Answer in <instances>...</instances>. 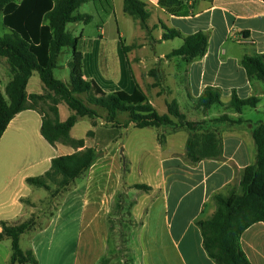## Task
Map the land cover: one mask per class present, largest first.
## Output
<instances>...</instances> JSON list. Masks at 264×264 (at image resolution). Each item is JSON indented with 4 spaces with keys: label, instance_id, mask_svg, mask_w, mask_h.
Masks as SVG:
<instances>
[{
    "label": "crops",
    "instance_id": "1",
    "mask_svg": "<svg viewBox=\"0 0 264 264\" xmlns=\"http://www.w3.org/2000/svg\"><path fill=\"white\" fill-rule=\"evenodd\" d=\"M142 1L148 4L151 12L148 20L150 33L144 30L138 21H135L134 25L140 31V36L135 35L129 42L119 30V41L115 42L114 47L117 53H120V49L124 53L125 60L120 59L121 66L116 64L117 61L115 62L112 53L114 48H110L102 41L103 39L100 40L94 36L84 40V34H81V39L89 42L88 46L80 49L84 53L85 77L96 81L107 93L116 91L133 93L136 84H139L146 93L148 101L160 115L167 114V105L176 100L188 121L208 122V125H212V129L218 132L223 142L222 159H205L197 166H189L183 160L186 154L188 132L184 129H170L167 143L163 146L158 142V136L165 129L155 128L156 150L160 157L159 177H157V183H144L152 188L148 193L145 192L151 200L139 199L133 206L132 218L135 223H139V229H133V233L135 231L137 233L131 237L129 235L130 241L135 243L129 248L112 247L109 244L112 238L111 232H113L112 229L110 230V219L108 218L111 212L105 207L110 204L111 199L102 198L94 203L92 201L93 178L91 175L97 171L96 160V163L84 175L76 179L69 188L68 196L63 200L64 208L59 209L50 217L44 212L39 213L36 216L38 224L35 229L22 236L21 248L24 251H33L38 264H50L53 260L54 241L50 235L56 232L55 225L63 214L67 212L75 214L78 202L76 198H72L75 196L80 197L83 208L81 219L85 220V224L88 220L87 226L91 227L94 220H101L100 217L102 218L104 214L107 216L102 223L98 224L85 244L80 243L78 248V243L74 242L72 264H101L104 260L112 264L111 262L118 261V257L113 258L112 256L128 253L131 254L136 264H216L203 247V237L196 222L214 213L215 206L211 197L218 192H223L256 159V146L252 131L255 125L264 122V114H261L259 118L255 117L251 114L253 112H247V108L239 113L230 108V103L234 93L241 99L255 96L260 99V103L256 108H250L251 111L264 113V110L260 108L264 100V81H251L242 65L246 56L264 55V0H213L212 2L200 0L195 4L194 13L188 17H177L170 14L160 5V0ZM184 1L190 4L193 2V0ZM113 2L115 3V0ZM120 8L124 13V0H120ZM93 16L92 22L97 17H104L105 22L108 23L112 16H117L116 5L114 4V12L107 17L102 10L97 12V17ZM106 23H103V26ZM162 23L168 28L180 31L183 37L198 32L208 33L206 55L192 62H187L182 57L168 59L167 56L181 48L184 41L181 38L163 41ZM103 26H100L101 35L105 34ZM145 32H147V40L143 39ZM137 37L143 39L138 46L134 44ZM123 45L131 47L127 54L123 50ZM165 45L169 47L168 51L160 52L161 47ZM2 61L5 62L4 65ZM145 63L150 64L144 67ZM156 63L158 65L164 63V67L169 72L175 69L176 76L180 71L183 72L186 85L182 89L184 92H180V96L175 90L174 98L162 102L160 93H155L154 99L148 95L147 85L151 88H160L158 84L160 82L157 80L159 69L152 68ZM159 67L164 75L165 68ZM152 71H155V74L152 75ZM145 74L148 75L146 78L149 80L146 82L147 85L142 80ZM33 77L27 87L28 94H43L45 87L41 79V82L37 80L35 88L30 90ZM11 80L9 65L5 59H2L0 61V88L4 94ZM209 87L221 90L222 104L210 110L197 108V99ZM64 104H59L62 122L71 115V113L62 111ZM164 109L165 112H159ZM223 116H228L234 121L242 120V122L236 124L212 122ZM81 119L83 118L79 121ZM77 124L71 131L75 139H78L74 135ZM131 126L134 125L130 124L129 128ZM41 128L42 116L37 111L26 110L10 122L0 141V224L1 222L23 223L36 215L37 211L42 209L41 204L48 202L46 201L48 196H45L43 192L50 191L45 188L31 187L27 180L45 175L51 169L53 159L77 152L72 147L61 143L51 145L43 137ZM85 142L87 148L97 149L89 145L87 136ZM101 171L103 174H108L107 169L102 168ZM122 181L121 178L120 182H117L119 184L116 183L115 191L120 190V186L123 187ZM157 193H161V197L152 198ZM65 201L68 204L67 211ZM158 203L161 205V220L166 240L159 244L157 237H154L156 240L153 239V246L148 243V247H141L139 241L135 242V238L138 236L140 238L141 231L147 227L146 220L149 218L151 208ZM97 206L99 210L94 209ZM142 210L144 216L142 225H140ZM73 221H76V216ZM96 240H100V246ZM24 241H26V248L22 247ZM241 247L252 264H264V223H257L244 232L241 237ZM64 253L67 257L69 251L66 249ZM57 254L59 255V251ZM11 255V241L6 239L0 242V264H8Z\"/></svg>",
    "mask_w": 264,
    "mask_h": 264
},
{
    "label": "trees",
    "instance_id": "2",
    "mask_svg": "<svg viewBox=\"0 0 264 264\" xmlns=\"http://www.w3.org/2000/svg\"><path fill=\"white\" fill-rule=\"evenodd\" d=\"M184 0H160V5L177 17H188L194 13L195 4ZM212 2L213 0H201ZM87 3H93L109 16L114 12L113 0H0V13L3 25L10 33L0 37V61L5 59L12 74V80L4 94L0 88V141L10 122L21 112L37 111L42 116L41 132L53 146L61 143L77 150L76 153L53 159L51 169L43 176L29 178L31 187L51 191L57 186L60 195L84 175L97 160L94 148H87L85 139H75L71 131L80 118H99L97 108L104 109L109 122L116 123L119 114H128L129 121L136 128L184 129L189 133L184 162L197 166L205 159L221 160L223 156L222 138L216 130L210 129L208 122H191L181 111L176 100L167 105L168 113L160 115L139 84L135 91H116L107 93L94 80L84 74V53L78 48L80 37L68 30L70 24H90L91 14L78 10ZM124 13L138 21L150 33L148 20L151 12L142 0H124ZM102 21H105L102 17ZM164 30L163 41L183 39L181 48L174 50L168 59L182 57L192 62L204 57L208 50L209 34L198 32L183 37L181 32L161 24ZM64 49L72 51L69 63L70 83L57 79L54 70ZM131 47L123 45L125 54ZM242 65L251 81H264V55L246 56ZM37 72L44 84L45 93L27 92L29 81ZM151 74H155L152 71ZM87 95L85 102L81 97ZM222 92L218 88H207L197 99L196 107L210 110L222 104ZM65 103L72 111L70 117L62 122L59 104ZM260 103L257 97L241 99L233 94L230 108L241 113L245 108H256ZM176 120V121H175ZM214 123L242 122L223 116ZM92 135V132L88 133ZM252 136L256 146L255 162L246 167L239 183V190L231 188L211 197L214 213L201 218L196 225L203 237V247L216 264H252L241 247V237L245 231L257 223H264V122L254 126ZM162 144V143H161ZM80 150V151H79ZM135 188L149 192L146 184H136ZM38 218L34 215L28 221L12 224L1 222L0 242L11 241L12 255L8 264H38L33 251H24L20 241L22 236L35 229Z\"/></svg>",
    "mask_w": 264,
    "mask_h": 264
},
{
    "label": "rangeland",
    "instance_id": "3",
    "mask_svg": "<svg viewBox=\"0 0 264 264\" xmlns=\"http://www.w3.org/2000/svg\"><path fill=\"white\" fill-rule=\"evenodd\" d=\"M117 16H112V18L106 23L102 21V17H97V8L93 3L84 4L79 10V13L82 14H91L96 15L97 19L89 25H85L83 23L78 24H70L68 26V30L72 32L75 36L80 37L81 34H84L85 39H91V37H98L100 40L106 43L110 48L113 49L114 59L118 66L120 65V59L124 58L123 52L120 49V53H117L114 45L115 42L119 41V30L123 33V37L129 42L132 41L135 35L139 34V30L134 25V20L131 16L123 13L120 8V0H115ZM103 23H106L103 26ZM104 27L105 34L101 35V28ZM120 28V29H119ZM10 31L4 27L3 25V15L0 13V37H3L9 34ZM140 36V34L138 35ZM148 39L147 32H145V38ZM141 37H137L135 39V45L138 46L140 42L143 40ZM124 41V39H122ZM89 42L80 40L79 49H83L86 45L88 46ZM121 48V45H120ZM168 46H162L160 52H167ZM99 49V48H98ZM148 52V51H147ZM145 52V54L147 53ZM140 56L139 54H137ZM72 60V51L70 49H64V51L60 54L58 59V67L54 70L55 77L66 84L70 83L71 78V70L69 67V63ZM125 60V58H124ZM4 61L2 64L4 65ZM150 63H145L144 67H148ZM159 66H162L164 69L165 64L161 63L158 65L156 63L152 68L157 67L158 71V83L160 88H151L146 84L148 78L144 75L142 80L145 83L148 95L154 99L155 93H160V99L162 102H167L171 98L175 97V90L177 94L180 96V92H184L182 89L185 88V80L183 72L176 76L175 69L173 71H167L165 68V74L163 75ZM173 64V68H174ZM33 79L30 84V90L32 91L35 88V84L37 80L40 81L39 74L37 72L34 73ZM151 81V79H150ZM180 89V90H179ZM45 93V92H44ZM85 102L87 101V95L79 96ZM261 110H264V100L262 105L260 106ZM99 118L90 119L83 118L79 121L74 130V135L78 139H86L88 138V142L90 146L96 147L97 152V166L95 172L91 175L92 180V192L91 197L93 203L95 201H100L102 198L111 199L110 204H108L105 209L109 210L111 213L108 215L110 219V230L112 229L110 238V245L112 247H125L129 248L130 245H134V241H130L129 235H134L137 233H133V229H139V223H135L132 218V209L137 200H146L150 201L151 197L147 196L145 191L139 190L135 188L136 184L139 183H157V177H159L160 170V157L157 153L155 128H136L135 126H130V121L128 114H119L116 118V123L109 122L107 112L102 108H97ZM247 112L251 113L255 117H260L261 114L264 113H256L255 111H251L252 109L247 108ZM62 111L71 113L70 109L66 104L63 105ZM161 111H166L160 110ZM250 113H248L249 115ZM212 129V125L208 126ZM129 128V129H127ZM163 133L158 136V142L162 143L163 146L167 143L168 132L169 130H175L173 128L166 127ZM92 130V131H91ZM92 132V135L87 134L88 132ZM189 134V133H188ZM178 142V141H177ZM107 169L108 174H103L101 169ZM122 178L123 187H119L120 190H116V183L120 182ZM119 180V181H118ZM241 180V176L237 177L236 180L228 185L224 191L227 192L231 188H237L239 190V183ZM119 184V183H117ZM57 190L56 185H52V189L50 192H43L46 198V201L41 204L42 209L37 211L36 215L39 213H45L50 217L59 209H63V200L68 196V190H65L60 195H57L55 192ZM148 193V192H147ZM150 194V193H149ZM78 195V194H77ZM160 198L161 193H157L152 198ZM78 200L77 206L75 209V214L68 212L63 214L62 218L57 221L55 225V233L50 235L53 237L54 241V249L55 255L53 256V260H51L50 264H72L73 255L72 250L74 248V242L78 243V248L80 243H86L89 240L92 232L96 230L99 223H102V220H105L106 214L103 215L101 220H94V224L89 227L88 220L81 219V211L82 206L80 203V197L75 196L72 197ZM50 200V202H49ZM68 210V204L65 201ZM97 204H99L97 202ZM120 204V206H117ZM161 205L159 203L151 208L149 218L147 221V227L143 229L140 233V238H135V242L139 241L141 247H148L150 243L152 246L154 237H157V242H163L166 240L164 234L163 221L161 220ZM94 209L99 210V206L94 207ZM104 209V210H105ZM70 215V216H69ZM74 216H76V221H73ZM144 211L142 210L141 215V224L143 222ZM162 235V236H161ZM49 236V237H50ZM156 240V239H155ZM101 245L100 240H96ZM133 243V244H132ZM22 247L26 248V241L22 243ZM69 251L67 257L65 255V250ZM59 251V255L57 254ZM66 257V258H65ZM113 258L118 257V261L116 263L111 262L112 264H136L133 261L131 254H119L116 256H112ZM112 261V258H110ZM138 263V261H137ZM101 264H108V260H104Z\"/></svg>",
    "mask_w": 264,
    "mask_h": 264
}]
</instances>
